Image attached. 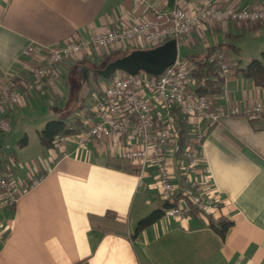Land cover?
I'll list each match as a JSON object with an SVG mask.
<instances>
[{"label":"crops","instance_id":"crops-1","mask_svg":"<svg viewBox=\"0 0 264 264\" xmlns=\"http://www.w3.org/2000/svg\"><path fill=\"white\" fill-rule=\"evenodd\" d=\"M149 1L172 4V0ZM201 1L213 0H177L187 9ZM224 1L236 7L264 4V0ZM130 10V0H0V89L8 84L19 88L21 105L50 94L63 97L64 79L71 78L74 109L85 95H79L78 76L81 67L90 65L87 60L132 47L105 55L93 50L63 62L57 84L44 91L22 89L21 84L32 77L35 56L43 52L37 46L28 56L25 48L31 43L59 45L125 25ZM219 44L226 47L234 70L225 76L216 71L221 89L213 94L217 105L244 109L264 104V90L235 72V67L264 51V22L200 25L180 40L178 55L202 57ZM22 139L21 145L27 146V135ZM37 144L34 162L22 169L15 158L13 169L17 181L28 175L42 177L12 208L0 205V264H264V112L250 118L223 116L198 148L209 190L220 200L218 209L212 214L193 209L189 216L163 215L138 232L137 221L162 205L152 169L139 174L110 165L116 160L130 164L118 157L116 138L77 148L71 141L46 148L37 135ZM6 152L0 149V155ZM174 181L179 182L177 175ZM219 217L232 221L222 237L209 225Z\"/></svg>","mask_w":264,"mask_h":264},{"label":"built area","instance_id":"built-area-1","mask_svg":"<svg viewBox=\"0 0 264 264\" xmlns=\"http://www.w3.org/2000/svg\"><path fill=\"white\" fill-rule=\"evenodd\" d=\"M130 3V22L125 25L107 28L87 38L68 39L59 45L29 44L25 55H33L37 46L43 52L35 56L32 77L28 83L21 84L22 88L44 91L54 87L59 79L60 64L79 59L93 50L105 55L126 46L158 45L170 38H175L178 45L206 23L264 22V4L236 7L224 0H213L198 2L187 9L177 0H172L169 6L149 0H130ZM207 60L224 76L234 70L223 45L216 46ZM192 68L189 60L177 55L171 65L156 75L115 71L103 83L87 114L81 116L83 124L79 130L57 136L54 147L71 141L77 148L89 141L104 143L116 138L118 157L135 166L139 174L148 169L154 171L155 188L162 201L177 197L176 205L166 208L164 215L189 216L193 209L212 214L219 208L220 200L209 190V178L202 172L198 148L209 128L223 116L254 117L264 112V104L257 102L244 109L237 105H217L212 94L194 91ZM22 100L19 88L5 85L0 89V114L19 106ZM179 117L187 128L182 143L177 139ZM6 128L7 122L1 118L0 129ZM14 161L8 154L0 163V205L9 208L42 177L28 175L17 181ZM176 175L179 182L174 181Z\"/></svg>","mask_w":264,"mask_h":264},{"label":"rangeland","instance_id":"rangeland-1","mask_svg":"<svg viewBox=\"0 0 264 264\" xmlns=\"http://www.w3.org/2000/svg\"><path fill=\"white\" fill-rule=\"evenodd\" d=\"M184 51V46L180 45L179 53L183 54ZM87 61L92 63L93 59L91 58V60L88 59ZM85 67L89 70L87 71L86 77H84L82 71L81 73L79 72L78 76L82 82L79 95L85 93L82 98V108H77L80 105L79 101L75 102L74 109L71 107L73 104L72 97L75 91V82L74 79L71 80V78H65L66 86L62 89L65 94L63 97H60L57 94L56 96L50 94L47 97H37L33 103L25 102L19 107L17 106L18 108L15 107L11 110L9 115L5 117L7 128L0 131V146L12 155L14 159L16 158L19 168H27L30 163L34 162V147L38 146L36 130L41 128L47 120L52 118L70 119L85 116L88 112L85 109H88L93 105L94 98L107 79H102L91 70L96 67L89 64ZM113 74H115V72H113ZM25 135H27L28 144L27 146L24 145V147L20 144V140ZM152 195H154V193H152ZM152 199L153 202L158 205V198L153 197ZM143 208L144 207H142V209Z\"/></svg>","mask_w":264,"mask_h":264},{"label":"trees","instance_id":"trees-1","mask_svg":"<svg viewBox=\"0 0 264 264\" xmlns=\"http://www.w3.org/2000/svg\"><path fill=\"white\" fill-rule=\"evenodd\" d=\"M128 50L129 49H123V50H119L118 52L117 51L114 53L112 52L110 53V55L106 57L105 56H101L100 58L94 57L93 59L94 61H92L90 65L96 68L101 67L105 63V61L108 60L111 56L113 57L115 55L125 53ZM212 51L213 49L209 50L202 57L184 56V55L180 56L182 58L189 60L193 65V68L191 70V76L194 78L195 81L194 91L196 93L213 95L220 92L221 90L219 85L220 80L217 79L215 76L218 68L215 64L207 60V55ZM235 72L241 75L242 77L249 78L255 86L260 87L264 90V51L260 53L259 57L250 58L244 66L235 67ZM82 106L83 104L81 103L77 108H82ZM178 119L179 120L176 121L178 125L177 139L180 143H182L186 138L187 128L184 122L180 120V117ZM82 124L83 123L81 117H74V119L69 122H66L64 119H60V118L49 119L43 124V126L40 129L37 130L39 142L41 143V145L45 146L46 148H53L54 141L57 136L69 135L75 133L79 130ZM20 144H22V142ZM1 148L2 147L0 146V149ZM8 154L9 153L6 152L0 155V163L4 161L5 157ZM117 161L118 160L111 162L110 165L119 168L120 167L126 168L131 172L137 171L136 167L127 164V162H124L123 160L122 162H117ZM176 203H177V197L173 198L171 201L169 200L162 201V205L160 207L151 210L147 215L143 216L137 221L135 226V232H138L147 225H150L153 222H155L157 219H159L164 215V210L166 208L176 205ZM231 223H232L231 220H226L224 217H219L216 219L215 222L210 221L209 225L222 237L224 235L226 228Z\"/></svg>","mask_w":264,"mask_h":264},{"label":"water","instance_id":"water-1","mask_svg":"<svg viewBox=\"0 0 264 264\" xmlns=\"http://www.w3.org/2000/svg\"><path fill=\"white\" fill-rule=\"evenodd\" d=\"M177 55V41L175 38H170L158 45L132 48L125 53L109 58L101 67L91 70L102 79H108L115 71H123L128 74L143 72L156 75L171 65ZM81 71L86 77L89 70L84 66Z\"/></svg>","mask_w":264,"mask_h":264}]
</instances>
